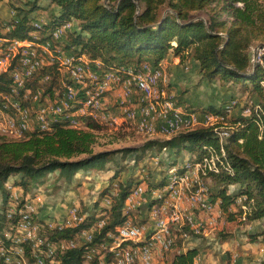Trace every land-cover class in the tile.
<instances>
[{"label":"trees","instance_id":"1","mask_svg":"<svg viewBox=\"0 0 264 264\" xmlns=\"http://www.w3.org/2000/svg\"><path fill=\"white\" fill-rule=\"evenodd\" d=\"M50 2L58 7V11L52 13L46 23L33 15L40 9L38 0L30 1L27 9L15 7L9 20L0 21L1 25L7 23L11 28L5 36L43 42L52 38V32L57 27L77 21L76 26L65 32L61 45L69 51L74 48L73 51L78 55L85 54L91 60L101 61L104 68L139 67L148 61L154 69L160 70L168 56L173 55L181 63L187 59L197 61L202 77L208 81L220 77L234 84L241 83L246 88L252 86L259 95L260 104L246 105L250 116L241 112L229 118L232 109H219L216 106L200 110L193 108L198 113L219 119H213L209 127L183 131L167 139L153 138L141 147H126L117 151L123 152L124 157L134 154L136 162L148 156H157L165 149H171L173 155L188 152L194 162L193 167L192 164H186L183 170H178L174 166L179 174L208 160L213 169L208 170L205 177L211 179L213 195L220 200L221 206V220L219 223L220 217L217 219L214 229L223 223V215L227 216L228 222L234 221L239 215L244 224L264 220V62L253 63L251 55L255 46L264 44V0ZM203 11L207 13V18H195V13ZM44 67L50 72H57V80L41 78L46 74L44 71L38 78L27 80L21 93L31 88L34 90L32 93L37 94L41 92L37 89L42 86L44 89H53V85L66 88L65 83L70 84L69 76L62 74L57 64ZM11 71L10 68L9 72L1 74L0 92L10 93L13 81ZM125 71L111 72L122 75ZM132 76L128 71L127 79ZM74 110L71 108L70 111ZM97 111L101 110L91 107V113L80 114L78 127L57 122L50 131L34 130L22 138L0 135V191L4 204L10 200L7 182L11 177L14 178L13 185L27 196L36 184L43 183L51 173L58 172L57 180L64 179L69 183L80 171L96 165L102 166L111 160L115 151H95L98 139L96 132L102 129V122L93 114ZM225 132H229L227 137ZM118 174L116 172L113 178H118ZM166 179L167 176L160 183L161 189L167 184ZM134 185L131 181L121 180L115 194L109 188L104 190L102 196L111 200V204L110 209L103 212L109 214L110 218L107 226L96 233L95 241H101L108 231L115 230L123 222L122 207ZM234 186L237 188L232 190ZM159 187L149 184L147 190L156 191ZM234 206L237 212L232 211ZM142 210L145 211L143 207ZM96 219L95 213H92L83 224L55 230L52 239L74 238ZM12 222L3 210L0 213L1 235ZM174 232L177 239L174 240L170 264H193L197 250L193 248L182 251V235L188 233L178 229ZM218 233L222 239H227L228 235L223 230ZM247 237L251 242L264 240V229L255 233L247 232ZM83 254V247L71 249L61 256V261L63 264H82ZM260 264H264V259Z\"/></svg>","mask_w":264,"mask_h":264},{"label":"rangeland","instance_id":"2","mask_svg":"<svg viewBox=\"0 0 264 264\" xmlns=\"http://www.w3.org/2000/svg\"><path fill=\"white\" fill-rule=\"evenodd\" d=\"M30 1H34V0H0V21L6 22L7 20H9L15 12V7H24L26 9L29 8ZM38 6L40 7V9L37 10L33 15L36 16V18H38L43 23L48 22L51 14L56 13L58 11V7L55 4H52L50 0H38ZM164 12H166V10ZM194 16L195 18L196 17L207 18V13L205 11L197 12L194 14ZM76 24L77 21H73L72 23H69L70 27L68 29H70L72 26H76ZM67 25L68 23L57 28L63 29ZM68 29H66V31ZM63 46L64 45H62V47ZM257 47L258 46H255L252 49V53H251L252 61L254 60V55ZM260 52L261 55H264V49H259L257 53ZM75 56L78 58L77 53H75ZM79 56L83 57V60L87 68L93 70L92 72L97 70L98 72L101 73H108V72L111 73V71L117 72L118 70L119 71L126 70L121 76L119 75L121 73L117 74L118 76H120L119 80H116L115 82H112L113 80L110 81L111 89L109 90V96H108L110 103V110H108V107L106 106L105 102H98L101 111L99 112L97 111L96 113H93L95 114L94 117L97 118L100 122H102L101 123L102 129L96 132L98 139H97V144L95 145V151L99 152V151L108 150V151H115L116 153L113 155L112 159L105 162L104 165L102 166L96 165L88 169L82 170L81 174L76 179L74 184L72 183V181L68 183L64 179L62 180L60 179V181H58L57 180L58 172L49 174L43 183L36 184L35 187L32 189L33 193L32 192L30 193L33 194V197L30 196V193L27 196H24V194L19 195V203L22 205L24 204V202H26L27 205L31 206V198H39L40 195L42 196L44 195V197L45 196L48 197L46 194L48 192H51L47 200V202L50 203L49 204L50 208L54 207L61 210L63 209L66 210V213H68V211H70L71 208L70 206L75 204V207L77 206L80 212H82L81 214L83 218L85 216L88 218V216L91 215L92 213H95L96 218H98L99 216H101V214H103L102 212L104 211V209H102L103 206L102 201L107 199L103 198L102 195L104 190H107V188H109L108 190L111 193L115 194L117 192L118 184L121 182V180L124 182L131 181L133 185L135 184L131 189L132 192L135 189H137V186H144L145 190L146 188H148L149 184H151L152 187H159L162 180L165 181L166 176L171 174L170 172L174 169V166H176L178 170L180 169L183 170L186 164L188 165L192 164L191 166L193 167L194 162L190 154L185 151H182L178 155L175 154L173 155L171 149H165L157 156L154 157L148 156L143 161L140 162H136V160L134 159V154H129L126 157H124L123 152L117 151L126 147H141L147 141L153 138L167 139L172 136L163 134L161 130L155 129L156 127L159 126L158 121H156L155 123L157 124L155 125L156 127L153 126L152 129H150L149 127L146 128L147 126L145 125L139 124L137 119L130 121L127 116L128 114L127 112H129V110L133 108L139 109V107L141 108L143 106H149L152 97L154 98V94H151L152 96L143 94L142 91H139L137 89L136 81L130 78L127 79L126 77L128 76V71H130L133 75V73H136L137 71L140 72L143 68L131 65L130 67L127 68L119 67L117 69H107L104 68L101 61L99 60H91L85 54H79ZM171 61L173 62L172 59ZM79 62L81 65L82 61L79 60ZM140 66L145 67L151 65L147 61ZM170 66L171 65H169L168 67L164 66L162 69H160L163 70L162 73L163 76L160 77V79L162 80L159 81L160 85L158 82L157 90L159 89L160 91L158 90V92H160L161 94H165L167 98L173 97L175 99V102L178 101L181 102L182 96L188 94L186 96V98H188L187 102L196 105V107L198 106V109L200 110L201 108L207 109L209 106H216L219 109L220 108L224 109L230 107L229 105L226 104L230 102V105H233L234 102L232 101L237 100L239 102L238 106L236 107L235 105L236 108L230 107L232 110L233 109L234 110L230 112V115L232 116L229 115L230 116L229 118H234V116L240 115L243 108L247 104L248 105L251 103L260 104L259 95L253 90L251 85L248 88H246L241 83L234 84L232 81L225 80L220 77L215 78L213 81H208L204 79L199 71V64L194 59H189V60L187 59L185 63L183 64L181 63L180 66L178 65L177 75L170 71L169 69ZM64 68L65 70H60V71L62 72V74L68 75L67 71H72V69H76V62L74 61L73 65L64 66ZM100 77L101 76H97L98 79L97 82L102 83L101 81H99ZM118 81H120V84H118L119 83ZM122 81L124 84L123 86L125 87L124 97H121ZM113 83H115L116 86ZM130 83L131 86L128 85ZM106 85H109V83H107ZM89 86L90 85H83V87H89ZM29 95L30 94H28L27 96L30 98ZM31 96L33 97V93L31 94ZM40 99L41 96L38 99L33 97V102H31L32 109L36 108L35 101H39ZM96 99L99 100V97H96ZM33 112H37V111L33 109ZM115 119H117L116 124H113L111 126V121H115ZM209 124L210 122H208V125ZM202 126H206V122L205 120L201 119L195 126L190 128V130ZM4 128L6 130L0 128L1 135L4 136L6 135L9 138H15V139L19 138L17 137L16 132H14L8 124H4ZM24 136H26V134H24ZM24 136L22 135L21 138ZM174 162L176 164L172 165L174 164ZM189 170L191 171L192 168H190ZM116 172H119L118 178H113ZM210 181L211 179L209 178V182ZM13 182H14V178L11 177L7 182V186L13 185ZM13 187L15 188L14 185ZM14 188L12 190L8 189L10 192L9 201H11L16 197V190H20L22 192L20 188L18 187H16L15 189ZM235 188L237 187L234 186L231 189L234 190ZM158 189L161 188L159 187ZM188 196L190 199L188 198ZM183 197L181 199H188L187 200L188 206L182 205V200H181V202L180 201L178 202L177 207L178 209L187 210L190 208L193 198L189 193H186ZM3 203H4L3 195H2V191H0V213L4 210V208L6 209ZM110 204H111V200H110ZM33 208L36 212L35 213L36 218H34L36 219L35 226L38 227V232H39L40 230H43L42 227L44 228V226L41 223L44 222L43 212L46 207L43 206V204H41V201H33ZM232 211L237 212V207L234 206ZM182 212L186 213V211H182ZM144 213L146 212L143 211L142 214L137 215L136 224L137 221L138 224L146 222ZM65 215L63 216L64 218L57 216L56 217L54 216V218L55 220H64L66 218ZM222 217H223V223H221L217 229L213 230L212 228H208L201 233V236H199V238L202 237L201 238L202 241L198 240L199 238L197 239L196 237H194L193 234L182 235V237H184L183 246L186 243V241L191 240L190 242L187 243V247L189 248L196 247L198 248L199 253L201 252L207 253V257L210 255V258L213 259L211 262H213L217 260L218 256L221 257L224 256L227 258V256L225 255L230 253V251L225 249L226 247H223V243L225 240L234 237L236 233L243 236L244 234V231H242L243 229L247 230L248 232L255 233L261 231L262 227L264 226V223L260 221L259 222L254 221L255 222L254 224H252L253 222L245 223V224L241 223L243 221H241L239 215L236 217L234 221H230V222L227 221L226 215L225 216L223 215ZM220 220L221 217L219 219V223ZM248 224L252 226L247 227ZM52 226H56V224H52ZM47 227H49L48 224ZM221 230H223L225 235H228L227 239H222L218 235L219 234L218 232ZM3 232H5V229L2 231V233ZM172 251L173 250L166 252L168 256L166 253L161 252L160 262L163 264H167L168 259L171 257V254L173 253ZM155 262H156V257H155ZM0 264H4V263H0Z\"/></svg>","mask_w":264,"mask_h":264},{"label":"bare ground","instance_id":"3","mask_svg":"<svg viewBox=\"0 0 264 264\" xmlns=\"http://www.w3.org/2000/svg\"><path fill=\"white\" fill-rule=\"evenodd\" d=\"M69 27L70 25L68 23V25L65 26V28L63 29L56 28L52 32V36H51L52 38L45 40L43 42H33L29 40L10 39L6 37L5 35L11 28L7 23H4L3 25L0 24V31H5V33H0V75L5 72H9L11 68L10 58H3V57L12 56L14 57V59H24V52L19 51V47L29 48V49H40L41 53L46 55V56L40 57V65L44 67V66H51V65L57 64L60 70V55H54V54H66L67 53V54H73V56L76 57L75 56L76 52L73 51L74 48L73 50L70 49L71 51L66 50L64 47H62L60 43L63 39V35L66 32V29H68ZM261 49H264V48H261ZM78 58L79 60L82 61L81 67L83 68V71L85 73H101V72H98L97 70L92 72L93 70L87 68L83 60V57L78 55ZM73 62L74 61H71V59H64V66H71L73 65ZM10 73L13 78V71H11ZM162 73H163V70H157L151 66H145L144 71L143 69L140 72L137 71L130 78L136 81L137 89L139 91H142L143 94L145 95L154 94V98L152 97L149 106H143L141 108L139 107V109L133 108L129 110V112H127L128 113L127 116L130 121L137 119L139 124L145 125L147 126L146 128L149 127L150 129H152L153 126L157 125L155 123L156 121H158L159 126L158 127L155 126L156 127V128L154 127L155 129L161 130L163 134L173 135V134L181 133L183 131H190V128L195 126L199 122V120L202 119V117L210 116L209 114L198 113L194 111L193 109L192 110L194 111V114H190L191 108L189 109L187 107H180V115L183 118H189V122L184 123L183 125L175 124L174 126H166L165 124L166 113H170L171 106H178V102H175V99L173 97L167 98L165 94H161L160 92H158L159 89L157 90V85H158V82L162 80L160 79V77L163 76ZM117 74L118 73H112V72L103 73V75H101V77L99 78V81H101L102 83L97 82V84L106 85L107 83H109V80L110 81L113 80L112 82H115L116 80H119V77L121 76V74H119L120 76H118ZM140 80H144V87H142V83ZM118 82H119L118 84H120V81ZM131 83L128 85L131 86ZM113 84L115 85V83ZM159 85H160V82H159ZM161 86H164V85H161ZM24 87L25 85L12 86L11 91H10V94L19 95L21 100L11 99V104L10 103L0 104V111H1L0 122H4V124H8L11 127V129L14 132H16L17 137L19 138H21L22 135L28 132L38 130V126H35V122H37V117H38V109L37 107L33 108L34 110L37 111V112H33V109L31 108V105H32L31 102H33V97L38 99L41 96V92L38 91L37 94H33V97L31 96V98H29L27 95L30 94V89H26L24 93H21V90ZM90 91H91V85L89 87H83V92H84V97H85L84 99H74L70 102H66V109L68 111H70L71 108H75V110L73 111V119L75 122H78V125H79L78 116L82 114L81 111L79 110H83V113H86V112L91 113V106H86V103H89L90 105H95V108H97L98 110L101 109L98 104L99 100L96 99L97 93L94 94ZM31 94H32V91H31ZM21 101H22V105H21ZM227 108L231 109L230 107H227ZM14 110H15V113H14ZM11 113H14V114H11ZM196 115H199V116H196ZM213 119L217 121L219 118L218 117L214 118L212 116V120L211 118H204L203 120H205L206 126L209 127L211 126ZM57 122L60 123L64 121H46V128L52 129L53 125L56 124ZM208 122H210L209 125H208ZM212 169H213V166L210 164L208 160L204 161L199 166L192 168V170H197V176H195V172H188L190 170L186 171L183 174H179L174 169L170 172L171 174L169 173L170 175H167V179H166L167 184L162 189L156 190V191H162V190H166L169 188H176V183L180 182L181 184L180 195H174V199L171 200L170 202V211H172V214L174 215V225H172V228H171L172 241L170 243V246L168 242H161V252L162 253L169 252L173 249V244L175 240L174 231L176 229L182 230L181 228L182 221L187 222L188 229H195L196 215L193 212H191V209H197L196 201H198V191L196 190L194 186H192V180H195V183H198V189H205V181H206L205 175L208 170H212ZM209 183H211V181ZM131 192L129 196H127L126 200H132L134 195H136L137 193V189H135L132 193ZM186 193H189L193 198L191 205L189 204L190 208L188 207L189 209L187 210L178 209L177 204L179 201L181 202L182 200L181 198ZM20 207L24 208L23 215L8 214L7 215L8 219L13 220V222L8 224L7 228L5 229V232H3L2 235L0 234L1 235L0 236V263L40 264L38 263V249H37L38 238L47 239V232L54 233V231L57 230V226H52V224H48L49 227H47V231H46V228L44 230V228L42 227L43 230H40L38 232V227L35 226L36 225L35 222H28V221L36 220L34 219L36 218L35 217L36 212L34 208L33 207L30 208V206L27 205L26 202H24V204H22ZM142 207L143 205L139 203H131V207L123 208L124 217L129 216V224H131V230L134 232V235H132V237H128L126 241H122V249H124V251H143V250L151 248V240L144 239V232H143L142 225H140V223L138 224V221L136 224L137 215L142 214L143 212ZM182 211H186V213L185 212L183 213ZM102 213L103 214H101V216H99L96 219V221L104 220V222L108 224L109 218H110L109 214H107L106 212H102ZM144 215H145L144 217L147 220V222H149V214L144 213ZM209 215L217 216V217L214 218V223L211 226L207 227V229L215 227L217 223V219L220 217V215H218V208H209ZM65 216L66 218L63 221L65 222L67 221L68 225H61V230L65 228H69V227L78 226L79 224L77 222V217L83 218L77 206L71 207L70 211H68V213H66ZM85 220H87V217ZM18 223H24V227L18 228ZM205 230L206 229H203L201 233L204 232ZM89 232H90V227L87 229L81 230L80 232H78L76 236H82L83 234H87ZM109 233L115 234V235H121V236H130V229L125 227V223L122 222L120 225H117L115 227V230L110 231ZM76 236H74V238H71V239L58 240L59 252H53V259L57 261V264H63L62 263L63 260L61 261V258L63 259V257L61 256H63L68 250L78 248V241H76ZM66 241L70 242V246H67ZM15 248H19L21 252H17V249ZM82 256H83L82 261H85V254H83ZM110 257L112 258V260H119L118 250L110 249ZM98 264H107L106 254H98ZM159 264H163V263L159 262Z\"/></svg>","mask_w":264,"mask_h":264},{"label":"built area","instance_id":"4","mask_svg":"<svg viewBox=\"0 0 264 264\" xmlns=\"http://www.w3.org/2000/svg\"><path fill=\"white\" fill-rule=\"evenodd\" d=\"M0 33H5V31H0ZM19 51L24 52V59H14L12 56L3 57L10 58L11 70L13 71V81L10 86L27 85V80L38 78L44 71H46V74L42 75L41 78L57 80V72H50V70H46L45 67L40 65V57L46 56L41 53L40 49L19 47ZM54 55H60V70H65L64 59L75 61L76 69L67 71L68 76L70 77V84H66V88H58V85H53V89H44L43 86L37 89L41 90L40 101H35L38 109V117L35 126H38V132L52 130L46 128V121H64V123H67L71 127H78V122H75L73 119V111H68L66 109V102H70L74 99H84L83 85H91V92L97 93L99 102H105L108 110H110L108 99L109 90L111 88L110 80L109 85L97 84V76H101L103 73H85L80 65L79 58L74 57L73 54L66 53ZM263 56L264 55H261V52L257 53L253 62H264ZM139 67H142L144 71L143 66ZM41 78L39 79V83H41ZM140 81L142 87H144V80ZM124 89L122 81L121 97H124ZM31 91L34 90L30 88V98ZM11 99L21 100L19 95L10 94L9 92H0V104H11ZM226 105L235 108L233 105H230V102ZM86 106L95 108V105H90L89 103H86ZM180 107L185 106L180 104L179 101L178 106H171L170 113H166L165 116L166 126H174L175 124L183 125L184 123L189 122V118H183L180 115ZM79 111L83 114V110ZM190 114H194L192 109H190ZM242 114L250 116L248 113V106L242 110ZM204 118H211L212 120L211 115L202 117V120ZM225 120H227L226 115ZM116 121L117 119L111 121V126L116 124ZM0 128L6 130L4 128V122H0ZM228 133L229 132H225L226 137ZM188 172H195V176H197V170H191ZM192 186L198 191V201H196L197 209H191V212L196 215V226L195 229H187V222L182 221L181 228L182 230H186V233L194 234V237H199L201 236V231L211 226L214 223V218L217 217L209 215V208H218V215H221V206L220 200L213 195V189L209 183V177L206 178L205 189H198V183H195V180H192ZM180 187V182L176 183V188H169L162 191L145 190L144 187L137 186V193L132 200H125L124 202L122 208L131 207V203H139L143 205L145 212L149 214V222L140 224L143 228L144 239L151 240L150 249L143 251H124V249H122V241H126L128 237L134 235V232L131 230V224H129V216L122 218L125 227L130 229V236L110 234L108 231L106 236L99 242L95 241L96 233L101 232L107 224L104 220L95 221L90 226L89 233L83 234L82 236H76L78 247L84 248L85 261H82V264H98V254H106L107 264H155V257H161V242H168L170 246L172 241L171 228L172 225H174V215L172 214V211H170V202L174 199V195H180ZM8 189H13V185H8ZM20 192V190H16V197L11 201L6 202V204L3 203L4 207H6V209L4 208L6 215H23L24 208H21L19 205V195H23V193ZM33 201H41V204L45 207H47L48 204L47 200H45L42 195H40L39 198H31L30 208L33 207ZM102 204V209H104V211L110 209V200H103ZM182 205H187V199H182ZM70 207H75V204ZM77 222L78 224H83L86 220L77 217ZM41 224L46 228V231L47 224H56L57 230L59 231H61V225H68L67 222L63 220H55L54 216L49 215H44V222ZM19 227H24V223H18V228ZM52 234L53 233L47 232V239L38 238V263L40 264H57V261L53 259V252H59V243L58 240L52 239ZM66 244L67 246H70V242L66 241ZM15 249H17V252H21L19 248ZM110 249L118 250L119 260H112L110 257Z\"/></svg>","mask_w":264,"mask_h":264},{"label":"crops","instance_id":"5","mask_svg":"<svg viewBox=\"0 0 264 264\" xmlns=\"http://www.w3.org/2000/svg\"><path fill=\"white\" fill-rule=\"evenodd\" d=\"M171 59L173 60V62L171 61ZM180 64H181V62H180L179 58H176L173 55H169L168 58L164 62V66H166V67L171 65L169 67V69L171 72H173L176 75L178 72L177 66L178 65L180 66ZM187 95L188 94L182 96L180 104L184 105L185 107L197 109L198 106L196 107V105L187 102V100H188V98H186ZM232 102H234L233 107H235V105L237 107L239 104V102L237 100H234ZM80 174H81V171L73 177V179H72L73 184L75 183L76 179L79 177ZM42 193H45V192H42ZM50 194H51V192H48L46 195L49 197ZM48 197L45 196L44 197L45 200H48ZM49 204L50 203L48 202L47 207L45 208V210L43 212L44 215L63 217L66 214V210H63V209L61 210V209H57L54 207L50 208ZM255 222H253L252 224H254ZM257 222H259V221H257ZM260 222L264 223V220H261ZM251 226L252 225H249V224L247 225V227H251ZM212 229H214V227ZM263 229H264V226L262 227V230ZM242 231H244L243 236L236 233L234 235V237L229 238L228 240L224 241L223 247H226L225 249L230 251L229 254L225 255V256H227V258L224 256H222V257L218 256L216 261L211 262L213 259L210 258V255L207 257V253H204V252L199 253L198 248L194 247L197 250V255L194 259V263L195 264H199V263L200 264H260V261L262 259H264V240L259 239L256 242H251L247 237L248 231L245 229H243ZM196 238L198 239L199 237H196ZM201 238H199L198 240L202 241ZM190 241L191 240L186 241V243L182 247V251L185 252L189 249H193V247L192 248L187 247V243ZM204 251H206V250H204ZM160 258L161 257H156L155 264H159V262L161 260ZM170 261H171V257L169 260V264H170Z\"/></svg>","mask_w":264,"mask_h":264},{"label":"water","instance_id":"6","mask_svg":"<svg viewBox=\"0 0 264 264\" xmlns=\"http://www.w3.org/2000/svg\"><path fill=\"white\" fill-rule=\"evenodd\" d=\"M261 48H264V44L258 45V47L256 49V52H255V55H254V59L256 58V55H257L258 50L261 49Z\"/></svg>","mask_w":264,"mask_h":264}]
</instances>
